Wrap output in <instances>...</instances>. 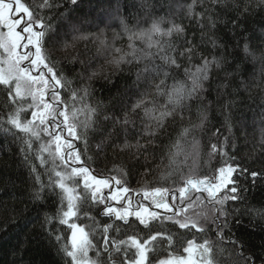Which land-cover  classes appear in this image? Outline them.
<instances>
[{"label":"snow or ice","instance_id":"1","mask_svg":"<svg viewBox=\"0 0 264 264\" xmlns=\"http://www.w3.org/2000/svg\"><path fill=\"white\" fill-rule=\"evenodd\" d=\"M80 3L0 0V128L19 144L37 217L54 209L41 227L71 264H152L164 243L158 264H264V245L256 251L230 227L241 215L264 219V204L249 196L264 180L251 167L264 161V118L258 146L238 155L249 124L237 104L264 92V32L258 44L245 35L264 0H190L179 22L177 0H143L134 22L121 0L95 16L79 14ZM221 25L236 37L231 51ZM120 78L131 80L122 95ZM95 81L117 88L122 114L91 102ZM214 105L220 127L211 123ZM159 147L166 152L152 168ZM110 148L126 159L109 161Z\"/></svg>","mask_w":264,"mask_h":264},{"label":"trees","instance_id":"2","mask_svg":"<svg viewBox=\"0 0 264 264\" xmlns=\"http://www.w3.org/2000/svg\"><path fill=\"white\" fill-rule=\"evenodd\" d=\"M142 2L143 0H121L123 9L126 14H131L133 22L135 21L137 13L141 17L144 16L143 11L140 10V4ZM156 2L159 3L160 0H156ZM189 2L190 0H177L175 10L178 22L183 18V13L180 12V5H186ZM107 7V0H81L78 13L88 16L91 12V15L95 16L100 14L102 10L107 9ZM196 10L200 11L201 9L197 7ZM220 12L221 18H223V10H220ZM159 14L162 15L163 12ZM88 18L91 19V16ZM183 22L186 25L188 24L187 19H184ZM245 27L247 29L245 35L252 36L254 43H260L259 36L261 32H264V12L249 16ZM193 30H195L194 24L189 28V36L192 35ZM196 35L199 36L198 31ZM218 35H221L225 41L229 42V51H231V47L236 42V37L231 36L228 29L224 28L223 25H221ZM100 63H103V60ZM220 75L222 76L223 73H220ZM130 82L131 80L126 78L117 80V87L121 95L124 92L123 86ZM91 90L94 93L91 102L94 105L97 103L101 105L102 114L105 111L109 115L113 111L118 115L122 114L121 99L117 95V88L104 85L103 81H95L93 82ZM209 98L215 100V92L211 93ZM2 100L3 97L0 96V101ZM130 100H134V97L123 96L124 102H129ZM237 104L247 116V122L249 124L247 129L248 143L245 144L243 140L240 141L238 155H244L245 153L250 155L253 151V145L258 146L261 136V119L264 118V107H262L264 105V92L254 91L251 98L247 94H243L237 99ZM223 120L224 117L214 105L211 123L216 125V127H220ZM108 126H111L110 123ZM170 131L173 139H175L179 132V125L177 124L174 129L170 128ZM235 134L236 136H241L242 133L237 131ZM207 140L208 137L205 136V144H207ZM132 142H135L134 137L132 138ZM162 143L166 145L168 144V140L165 139ZM165 152L166 149L164 147L157 148L156 159L149 166L155 168L160 163L161 156ZM114 157L117 163L122 158L126 159L124 154L118 152L113 153L110 148L108 150V160L112 161ZM204 159L206 160L207 157L205 156ZM182 162H184V157H178V163ZM163 163L167 165L168 160L165 159ZM193 163V159H188L185 165V171H187L188 166H193ZM251 167L254 170L264 172V161H258L256 164L251 165ZM143 170V168L139 169L140 172H143ZM159 175L160 172L154 173V176L157 178ZM154 176L150 175L148 179L153 180ZM256 183V188L250 192L249 196L251 205L260 207V205L264 204V180L258 179ZM31 184L32 180L29 171L22 164L18 142L14 140L11 133L5 131L4 128H0V264H71L70 258L65 257L63 252L58 251L60 245H57L41 227L43 213L46 211H54V209L44 208L40 216L37 217L36 212L32 209L31 203L27 200V193L30 190ZM131 187L137 189L140 185L134 179L131 182ZM26 206L27 211H25ZM99 219L104 220L105 218L100 217ZM238 219L240 220L239 224L235 221H230L231 232L242 239L246 245H251L256 251H259L261 245H264V219L254 215H241ZM29 220L30 222H28ZM53 227H60V230L65 235L68 234V230L65 227L57 225ZM143 234L141 233V235ZM187 238L192 237L188 236ZM211 238L215 239L214 236ZM182 243L183 238L176 243L175 248L171 249L174 255H181L183 253ZM168 251V245L164 243L157 252L151 253L150 259L152 260V264H157L160 259L166 258ZM94 255V252H90V256L94 257Z\"/></svg>","mask_w":264,"mask_h":264},{"label":"rangeland","instance_id":"3","mask_svg":"<svg viewBox=\"0 0 264 264\" xmlns=\"http://www.w3.org/2000/svg\"><path fill=\"white\" fill-rule=\"evenodd\" d=\"M118 206V205H117ZM158 264V263H157Z\"/></svg>","mask_w":264,"mask_h":264}]
</instances>
